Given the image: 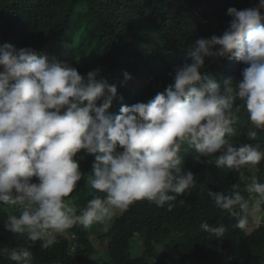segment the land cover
Returning <instances> with one entry per match:
<instances>
[{
  "label": "clouds",
  "instance_id": "1",
  "mask_svg": "<svg viewBox=\"0 0 264 264\" xmlns=\"http://www.w3.org/2000/svg\"><path fill=\"white\" fill-rule=\"evenodd\" d=\"M261 9L264 0L242 10L229 7L227 28L196 40L190 62L169 73L174 83L146 102L122 104L119 114L108 111L117 87L97 79V70L82 75L31 47L0 45V205L14 209L4 227L25 245L4 247L0 256L34 264L30 249L37 241L46 250L76 226L99 224L108 232L139 201L171 211L178 195H191L198 185L183 166L185 146L198 163L255 173L264 149L239 138L256 141L264 133ZM209 58L242 62L241 78L218 81L203 71ZM123 75L122 83L132 78ZM242 111L248 121L243 132ZM81 150L94 155L87 174L76 159ZM85 178L91 199L73 207L71 194ZM207 195L242 231L264 216V182L255 175L244 189L233 184L228 193L209 189ZM200 229L216 239L227 231L207 221Z\"/></svg>",
  "mask_w": 264,
  "mask_h": 264
},
{
  "label": "trees",
  "instance_id": "2",
  "mask_svg": "<svg viewBox=\"0 0 264 264\" xmlns=\"http://www.w3.org/2000/svg\"><path fill=\"white\" fill-rule=\"evenodd\" d=\"M257 3L258 0H0V45L31 47L39 53L44 48L46 53L42 54H50L51 45L69 44L66 54L55 58L82 75L97 70V79L116 85L117 97L108 111L119 114L122 104L146 102L174 83V74L169 73L174 66L190 62L188 50L196 46V40L221 35L227 28L231 20L226 14L229 7L242 10ZM260 11L264 17V9ZM244 67L235 59L209 58L203 71L218 81L227 77L235 81L241 78ZM125 71L132 78L122 83ZM134 76L139 80L134 82ZM238 115L243 132L248 127L247 113ZM239 140L259 143L264 149V133L256 141L244 136ZM195 155L186 146L182 149L183 166L196 174L197 188L191 195H178L171 211L167 205L157 207L139 201L119 215L108 232L96 224L101 226V247L91 242L90 228L76 226L67 231L68 235L59 236L58 243L49 249H41L37 241L30 249L34 264H264V216L260 223H250L251 230L248 227L242 231L233 227L235 219L217 209L207 195L209 189L228 193L233 184L244 189L253 175L264 182V161L255 173L247 168L234 173L198 163ZM76 159L82 172H91L94 155L81 150ZM85 183L86 178L78 183L76 191ZM92 191L83 190L73 197L77 207L91 199ZM244 195L247 198L246 192ZM181 199L185 203L181 204ZM9 214L0 209V249L25 246L23 238L5 229ZM205 221L223 224L225 235L219 239L210 237L200 229ZM191 230L195 237L186 234ZM238 239L241 248L232 251ZM0 264L14 262L0 256Z\"/></svg>",
  "mask_w": 264,
  "mask_h": 264
},
{
  "label": "rangeland",
  "instance_id": "3",
  "mask_svg": "<svg viewBox=\"0 0 264 264\" xmlns=\"http://www.w3.org/2000/svg\"><path fill=\"white\" fill-rule=\"evenodd\" d=\"M49 48H52L53 49V52L52 53H50V54H46V55H50L49 56V58H53L52 56H54V58L55 57H57V58H60V57H62V56H64L65 54H66V50L67 49H69V44L67 45L66 43H56V44H53V45H51ZM44 49V48H43ZM41 50V51H43L42 53H46V51H44V50ZM40 51V52H41ZM56 58V59H57ZM63 59V58H62ZM139 80V78L138 77H136V76H134L133 77V81L134 82H136V81H138ZM91 188H87V183H85V187H81V188H79L77 191H76V194H79V193H81L83 190H90ZM76 194L74 195V196H76ZM73 196V197H74ZM72 206L73 207H77V203H74V201H72ZM0 209L1 210H5L6 212H8V213H12L13 211H14V209H12V208H9L7 205H0ZM261 218H262V216H261ZM261 220V219H260ZM101 227V226H100ZM99 226H97L96 227V224H94V225H92L91 227H90V229L92 230V232H91V234H90V239H91V242L92 243H94L96 246H98V247H101L102 246V243H103V240H102V237H100V235L98 234V230H100L101 228H100ZM252 227H253V225H251L250 227H249V229L248 230H251L252 229ZM186 234L187 235H190V236H192V237H195V232L193 231V230H191V231H188V232H186ZM65 235H68L67 234V232H66V234ZM242 238V237H241ZM240 238V239H241ZM240 239H238V241H236L235 243H234V245L232 246V248H231V250L232 251H238V249L239 248H241V246H240ZM104 242H106V241H104ZM160 247V246H159ZM234 255V254H233ZM233 255H230V256H233ZM155 259H152L151 261H154Z\"/></svg>",
  "mask_w": 264,
  "mask_h": 264
}]
</instances>
